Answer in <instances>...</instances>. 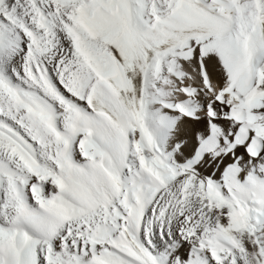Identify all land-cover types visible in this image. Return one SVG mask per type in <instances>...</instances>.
I'll use <instances>...</instances> for the list:
<instances>
[{
	"label": "snow or ice",
	"instance_id": "6c2138e0",
	"mask_svg": "<svg viewBox=\"0 0 264 264\" xmlns=\"http://www.w3.org/2000/svg\"><path fill=\"white\" fill-rule=\"evenodd\" d=\"M0 264H264V0H0Z\"/></svg>",
	"mask_w": 264,
	"mask_h": 264
}]
</instances>
